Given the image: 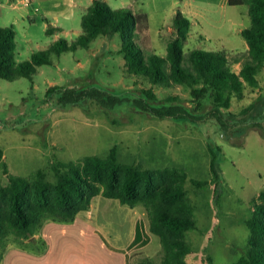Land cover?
I'll return each instance as SVG.
<instances>
[{
  "label": "rangeland",
  "instance_id": "rangeland-1",
  "mask_svg": "<svg viewBox=\"0 0 264 264\" xmlns=\"http://www.w3.org/2000/svg\"><path fill=\"white\" fill-rule=\"evenodd\" d=\"M129 1L109 0V3L115 9L129 7ZM85 13L78 10L75 19L61 22L64 28H80L78 31L67 32L63 28L49 33L47 29L56 19L44 15L33 1L0 0V26L15 27L18 61L30 59L34 51L48 47L56 39L72 41L82 34ZM148 33L149 37L141 34L136 38L138 44L146 53L167 55L171 36L168 27L162 31L153 21ZM121 47L119 33L99 35L89 48L54 53L53 63L40 66L33 78L8 80L0 76L3 152L0 189L10 185L11 174L34 178L39 170L50 181H57V168L61 164L82 163L88 155L106 157L116 148L122 162L156 172L185 174L197 221V226L186 233L193 248L189 261L234 264L249 244L248 220L256 215V204L263 203L264 68L258 74L259 85H246L245 97H234L232 106L223 109V117L219 119L210 115L214 107L211 95L198 103L187 84L168 87L130 73ZM195 48L224 50L232 60L239 58V62H233V69L239 72L248 43L244 35L235 37L226 46L216 38L201 41L193 36L184 42L186 52ZM69 87L76 90L99 87L119 99L107 104L86 96L80 103L63 101L61 97ZM149 89L156 98L146 94ZM138 99L152 105L180 103L199 119L189 115L160 118L143 109ZM211 142L222 150L220 184L212 170ZM105 198L108 197L103 194L94 197L97 210L102 209ZM136 206L145 212L149 233L143 244L133 248L131 264H142L147 258L160 263L163 246L159 235L151 230V211L144 203ZM109 215L110 223L118 221L113 208ZM113 228L114 224L102 226L110 241L117 244L111 235ZM6 244L8 248L23 246L31 254L34 252L31 248L40 249L39 244L34 245L29 239L10 234L0 244V260Z\"/></svg>",
  "mask_w": 264,
  "mask_h": 264
},
{
  "label": "trees",
  "instance_id": "trees-1",
  "mask_svg": "<svg viewBox=\"0 0 264 264\" xmlns=\"http://www.w3.org/2000/svg\"><path fill=\"white\" fill-rule=\"evenodd\" d=\"M229 3L246 4L252 21L251 26L243 30L249 48L239 72L233 69V62L240 59L232 60L224 50L195 48L190 52L185 51L184 42L189 37L191 20L181 9L174 16L167 55H159L146 53L136 40L141 34L149 37L148 13L135 12L130 7L113 9L106 2L96 0L82 18V34L72 41L56 39L48 47L34 51L25 61L17 60L15 27L0 26V76L8 80L21 76L33 78L40 66L53 63L54 53L89 48L99 35L116 32L122 37L121 52L130 73L168 87L187 84L198 103L211 95L214 107L210 115L222 119L223 109L232 106L234 97H245L246 85H259L258 74L264 68V0H229ZM59 30L52 24L47 29L49 33ZM145 92L156 98L152 90ZM85 96L102 104L119 99L107 95L99 87L80 90L69 87L61 99L80 103ZM136 101L143 109L160 118L193 116L180 103L152 105L143 99ZM210 146L213 153L212 170L220 184L219 153L222 150L214 142ZM2 156L0 149V160ZM220 157L224 158L223 154ZM57 175V181L47 179L42 170L34 178L10 175V185L0 189V244L8 235L16 234L29 239L34 245L39 244V248L43 249L45 242L33 237L47 220L73 222L79 213L90 210L94 197L103 194L129 206L144 203L150 209L151 230L161 238L163 257L160 263L147 258L142 264H192L189 256L193 248L186 233L197 226V221L185 185V174L156 172L122 162L114 148L106 157L88 155L82 163L61 164L57 168ZM261 198L263 203L256 204V215L248 220L249 244L234 264H264V192ZM140 235L139 231V238ZM8 246L1 255L0 264H3Z\"/></svg>",
  "mask_w": 264,
  "mask_h": 264
},
{
  "label": "crops",
  "instance_id": "crops-1",
  "mask_svg": "<svg viewBox=\"0 0 264 264\" xmlns=\"http://www.w3.org/2000/svg\"><path fill=\"white\" fill-rule=\"evenodd\" d=\"M32 1L44 15L54 16L56 21L53 24L61 30L64 28L62 20L75 19L78 10L87 12L88 7L96 0ZM100 1L111 7L109 0ZM245 5H231L229 0H130L128 3L133 11L148 13L150 28L155 21L162 31L168 27L170 34L173 33L174 16L181 9L191 20L188 39L193 36L201 41L216 38L224 46L235 37L243 35V30L250 26L249 9ZM79 29L64 28L67 32ZM168 42L169 39L167 44ZM105 199L102 200V209L97 210L93 200L90 210L79 213L73 222L47 220L40 232L33 237L45 242L43 249L31 248L34 251L31 254L23 246H19L21 249L9 247L3 264H131V253L135 250L133 248L143 244L145 235L149 233L144 219L145 212L138 206H127L109 197ZM111 208L117 213L114 217L117 222H121L120 225L116 221L110 223ZM113 224L114 233L111 235L117 240V244L110 241L102 229V226L107 228ZM124 235L128 237L125 238Z\"/></svg>",
  "mask_w": 264,
  "mask_h": 264
},
{
  "label": "built area",
  "instance_id": "built-area-1",
  "mask_svg": "<svg viewBox=\"0 0 264 264\" xmlns=\"http://www.w3.org/2000/svg\"><path fill=\"white\" fill-rule=\"evenodd\" d=\"M24 3H30L32 0H23Z\"/></svg>",
  "mask_w": 264,
  "mask_h": 264
}]
</instances>
